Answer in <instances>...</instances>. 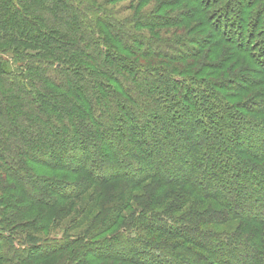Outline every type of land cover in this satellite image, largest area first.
Masks as SVG:
<instances>
[{
  "label": "trees",
  "instance_id": "trees-1",
  "mask_svg": "<svg viewBox=\"0 0 264 264\" xmlns=\"http://www.w3.org/2000/svg\"><path fill=\"white\" fill-rule=\"evenodd\" d=\"M184 1V11L169 23L187 24V20L201 15L194 25H185L184 29L202 35L201 28H208L207 35L193 40L206 45V49L167 56L180 64L169 66L160 61L161 66L151 63V58L163 57V50L154 46V41L133 33L127 21L113 19L112 11L100 8L103 2L0 0V160L10 155L16 164H5L1 173L7 179L0 173V237L6 243L7 261L32 257L29 261L37 264L45 257L30 253L45 256L76 238L65 234L61 239L35 238L26 234L21 240L5 232V227L40 217L45 220L46 212L55 210L53 205L78 198L92 185L111 182L119 187L126 185L122 182H130L134 189L123 195L122 208H129L135 200L139 202L137 209L144 210L149 218L139 221L134 209L135 221L125 224L118 235L106 236L96 244L93 238H77L73 253H84L76 264H264V237L260 234L258 240L256 233L250 236L247 230H234L220 237L215 229L193 227L209 217L205 210L198 214L191 211L194 215L188 221L186 216H175L173 210L159 211L169 200L178 204L181 212L186 203L204 207L206 200L212 199L219 211L229 212L228 218L264 224V215L244 211L246 205L260 209L264 202L243 192V183L236 180V174L244 169H259L256 160L263 163L262 172H258L264 179V159H259L264 155V26L259 21L264 15V0ZM190 1L196 5L191 6ZM257 3L263 5L255 6ZM209 7L221 12L209 18ZM141 23L137 25L151 28L150 20ZM213 32L231 47L212 42ZM244 52L259 69L245 64L241 56ZM229 64L231 76L238 68L257 78H240L247 81L248 87L224 85L231 83L225 81L226 74L215 84L199 78L207 70L212 71L210 75L225 72ZM249 86L262 87L252 93L248 103L241 104L251 117H236L232 140L225 138L222 146L230 153L237 145L240 153L251 158L238 161L237 167L228 165L229 159L221 153L215 154L211 130L226 124L228 115L224 112L233 107L228 98H237ZM172 109L177 112L171 114L172 118L177 116L184 128L179 131L184 138V142L179 140V147L171 140L176 135L154 138L158 129L150 124L157 118L161 120L162 111ZM119 131L131 139L128 146L123 145ZM245 137L248 142L243 140ZM176 149L182 150L175 153ZM104 167L108 170L101 174ZM98 169L101 172L96 175ZM148 181L146 193L142 186ZM33 188L59 194L48 198L46 193L41 198L46 200L43 204L29 192ZM137 190L146 195L142 201L136 199ZM233 194H238L239 200L234 197L230 203ZM40 204L46 212L42 208L34 210ZM171 213L175 218L165 215ZM228 218L221 221L229 223ZM221 221L213 226L218 228ZM143 227L149 233L143 232ZM153 234L151 242L148 237ZM162 235L180 242L169 239L154 243ZM68 261L65 254L56 264Z\"/></svg>",
  "mask_w": 264,
  "mask_h": 264
},
{
  "label": "rangeland",
  "instance_id": "rangeland-1",
  "mask_svg": "<svg viewBox=\"0 0 264 264\" xmlns=\"http://www.w3.org/2000/svg\"><path fill=\"white\" fill-rule=\"evenodd\" d=\"M97 4H101V2L107 1V0H96ZM167 3V4H165ZM171 3V4H170ZM190 5H196V2L190 1ZM263 4L257 3L255 6H262ZM105 8L109 11H112L111 17L115 20H118L120 22H125L127 21L129 28L131 31L137 36H141L147 40L154 41L153 45L157 46L158 49L163 50L162 56L159 57H153L151 58V63L159 64L161 65L160 61L166 62L169 66L176 64L179 65L180 62H174L168 60L166 57L167 56H174L178 57V55H183V53L187 54L189 51H198L202 50V52L206 49V45L202 43H195L193 40H196L197 38H200V36H205L207 35L209 31L208 28H201L202 35H199L196 31H191L190 33H186V29H184L185 25L192 24L194 25L195 22H197L198 19L202 18L201 15L194 17L192 19H189L186 21L187 24L184 23H177V25H174L172 23V20L177 17L183 9L186 7V3L184 0H113L109 3L107 1L106 4L100 5V8ZM215 7H209L207 9L208 13L210 12L211 15L209 18H212L216 12L220 11L218 9L214 10ZM264 8V7H263ZM263 8L261 10H263ZM262 17L259 19L261 24L264 26V15H261ZM200 17V18H199ZM229 18H231L229 16ZM144 20H150L151 22V28H141L138 25H143L141 21L143 22ZM166 22V23H157V22ZM216 22V21H215ZM214 23V20H213ZM138 24V25H137ZM194 28V27H193ZM137 30V31H133ZM211 30V29H210ZM212 42H216L219 44V46L222 47H231L230 45L225 44L220 38L216 36V34L213 32L212 33ZM142 38V39H143ZM220 40V41H219ZM160 41L163 43L161 44ZM147 42V41H146ZM144 48V47H143ZM243 60L245 61V64H250L253 65V68L259 69V65L256 64L250 56H248L247 53H243L242 55ZM163 59V60H162ZM185 62V61H184ZM166 64V65H167ZM162 66V65H161ZM227 69L225 72H221L220 74H213L210 75L212 71L207 70L205 73L201 74V77L206 81L212 82V84H215V82H218L217 79H222L221 76L224 78L226 74L225 81H230L231 83H223L226 86L229 85H243L245 87H248L247 81H242L240 78H248V76L254 77V79L257 78V76L248 70H239L238 68L234 71V75L231 76L232 68L231 64H229L226 68ZM170 71V70H169ZM168 72V71H167ZM224 75V76H223ZM220 82V81H219ZM262 89V87H252L249 86V90L246 92H240L238 93L237 98L229 99V102L232 104V108L228 112H224L228 115V118L226 119V124L225 125H218L212 132V137L211 140L214 144L213 150L217 153H221L225 158L229 159V164L228 165H234L238 167V164L240 163L238 161L244 160H250L249 156L243 155V153H240L241 149L240 147H237V145H233V150L229 152H225L222 149L223 142L225 138L229 139L231 142L232 137H233V129H232V124L234 125V120L236 117L239 115L246 114L251 117V112L244 109L241 104H246V100L249 99V97L252 95V93ZM221 92V91H220ZM225 94H228L227 91H223ZM250 94V95H249ZM252 97V96H251ZM241 102V103H240ZM230 104V105H231ZM161 120L159 118L155 119V121H151V127L158 129V132L156 135H154V138H160L161 135L168 134L171 136L176 137L174 139L171 138L173 143H175L179 147V140H182L184 142V138L179 133L181 129H184L182 125L178 124L176 118H172L173 115L177 114L176 111L173 109L171 111L167 110V112H161ZM174 113V114H173ZM173 114V115H171ZM141 117V116H140ZM146 117V116H145ZM156 123L162 124L163 129L161 130V126H155ZM176 124L174 126L173 124ZM242 124L246 125L248 127L249 125L242 121ZM120 126H122V123H119ZM187 129V127L185 128ZM248 129V128H247ZM154 130V129H153ZM177 130V131H176ZM123 132H125L123 130ZM197 130L194 131L193 136H196ZM121 137H123V145L128 146L127 144L131 139H127L126 135L122 136V133L119 131L117 132ZM140 137V136H139ZM179 137V138H178ZM147 139V138H146ZM164 140H167L172 142L169 138H165ZM245 142H248V140L243 138ZM227 141V140H226ZM228 141V142H229ZM134 146L131 145V149ZM137 149H135L136 151ZM182 149H176L175 153H179ZM213 151V152H214ZM251 151V150H250ZM139 153V152H137ZM224 153V154H223ZM163 154V152H162ZM174 156V154H173ZM128 157V156H127ZM126 158V157H125ZM259 159H264V155H260ZM11 165H16L15 162H13L12 157L10 155H6L3 160H0V173L2 170H4L5 164ZM255 164L257 167L260 169L261 160L255 161ZM104 171L101 174H105L107 168H102ZM254 170L249 172L248 170H243L240 174H236V180L237 182H242V187L241 190L245 193H249L250 195L254 196L255 199H259L260 201L264 202V179L261 180V176H263L261 173V169ZM132 171H136V168L132 169ZM259 171V172H258ZM96 175H98L101 171L98 169V171H95ZM99 172V173H98ZM2 174V173H1ZM20 174L23 176V173L20 172ZM36 174V173H35ZM100 174V175H101ZM2 178H6L3 174L1 175ZM24 177V176H23ZM14 180H12L13 182ZM11 183V182H10ZM126 185H118L115 186V184L108 182L105 185H92L91 188L83 195L79 196L76 199H69L65 200L60 204H55L53 205L52 208H55V210L58 207H61L63 209L62 212L60 211H52L50 214L46 212L45 206H43L44 202L46 200H42L41 198L47 193L46 196L48 198H56L58 196V192L54 190H49L44 192V191H37V189L33 188V190H28L30 193H33V195L36 196V198H39V202H42L43 204H40L39 206L35 207L34 210L42 208L46 213H47V218L43 220V217H40L36 220L29 221V223H22L18 226L14 227H5L4 231L10 233L14 237L21 238V240L24 239L26 234H29L35 238H62L63 234L64 236H69L70 239L76 238V241H72L71 244H66L65 247H59L58 250H55L53 252H41L40 254H44L45 256L39 255L37 252L30 253L31 255L36 254L37 257H45L43 258L40 262L41 264H56L57 261L61 258V256L66 254L67 259L69 260L66 264H76L77 263V258L80 255L84 253V250L80 253V255L74 254L73 253V248H75L78 245V239H80L82 236L85 238H93L95 241L93 243H98L102 238L106 236H116L118 235V232H120L121 228L125 226V224H130L131 220L135 221V218H132L135 216L133 213V210L136 209L135 211L137 213V217H139L140 220H146L149 217H146L145 214H143L144 210L142 209H137V205L139 202L133 200L131 202V205L129 208H122L124 204V196L128 192H131V190L134 189L132 188V184L130 182H122ZM113 185L115 187H113ZM63 188H66L65 186H62ZM143 189L147 193L150 188V181L143 183ZM19 188V186H18ZM153 187H151L152 190ZM26 189V188H25ZM27 190V189H26ZM135 193L139 194L136 196V199L139 201H142L146 195L144 194L143 191L137 190ZM238 194H233L230 195V199L228 202L232 203V198H236L239 200V197L237 196ZM47 198V199H48ZM202 201V200H201ZM142 203V202H140ZM164 203V202H163ZM93 204H96L97 207L93 208ZM204 207H196L194 204H188L186 203L184 205V209L180 212L178 207V204H175L173 201L169 200L167 201L162 209H159L160 212L162 213H169L171 210H173V214L175 216H180L182 217L186 216L185 221H188L191 215V211L195 212L196 214L199 213V210H205L208 212L209 217H207L206 220L202 221H197L193 225V227H199L202 225L201 228L209 229L217 231L221 233L219 236L221 237L223 233H233V231H243L247 230L248 234L251 236L252 234L256 233V238L259 240L260 237H264V224H260L261 221H254V220H245V219H235L232 217H227L229 216V212L227 213L224 209H221L219 211L220 207L217 204L216 201L212 199H208L205 202ZM245 206V205H243ZM122 208V209H121ZM242 208V207H241ZM197 209V210H196ZM150 210V209H149ZM217 211H219L217 213ZM245 213H253V214H259V215H264V207H261L260 209H250L247 205L244 208ZM217 213V214H216ZM172 213L165 214L168 216H171L170 218H175ZM189 214V215H187ZM227 215V216H226ZM204 218V219H205ZM228 218V222L226 223L224 220ZM217 220L221 221L218 228H215L213 226V223L217 222ZM252 224V225H250ZM1 228V226H0ZM144 228V227H143ZM200 228V227H199ZM1 230V229H0ZM143 232H148V229H142ZM155 236L157 235L154 233ZM153 235H149L148 240L153 242V239L155 238ZM204 234V233H202ZM260 234V237L258 236ZM160 239L159 241H156L154 243L160 244L161 242H164L169 239H173L177 242H180L178 239L171 238L170 236L167 237L166 235L159 236ZM78 238V239H77ZM171 244H174V241H171ZM185 246V245H184ZM6 243L3 237H0V264H35L31 263L32 257L29 259H20L18 261L14 260L13 262H9L6 259ZM52 247H48V249H51ZM44 249V250H48ZM33 252V251H32ZM201 252L202 251H198ZM28 254V255H30ZM11 256V255H10ZM30 260V261H29ZM39 262V263H40ZM37 263V264H39Z\"/></svg>",
  "mask_w": 264,
  "mask_h": 264
}]
</instances>
